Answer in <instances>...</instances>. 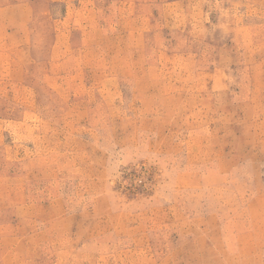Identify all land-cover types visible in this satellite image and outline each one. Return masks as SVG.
<instances>
[{"label":"rangeland","instance_id":"rangeland-1","mask_svg":"<svg viewBox=\"0 0 264 264\" xmlns=\"http://www.w3.org/2000/svg\"><path fill=\"white\" fill-rule=\"evenodd\" d=\"M0 264H264V0H0Z\"/></svg>","mask_w":264,"mask_h":264}]
</instances>
